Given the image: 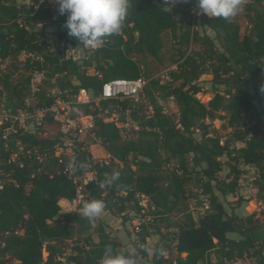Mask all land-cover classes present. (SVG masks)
<instances>
[{"label":"trees","instance_id":"16d2710c","mask_svg":"<svg viewBox=\"0 0 264 264\" xmlns=\"http://www.w3.org/2000/svg\"><path fill=\"white\" fill-rule=\"evenodd\" d=\"M128 5L121 30L106 37L89 55L76 59L66 55L67 48L75 46L66 30H57V43L50 48L42 39V29L36 27L53 19L50 3L33 6L16 0H0V58L22 51L35 53L42 57L35 62L37 69H45L49 78L62 74L58 84L71 86L70 77H76L79 84L73 86V91L84 88L97 92L111 78L148 77L140 63L145 57L160 58L162 34L171 31L178 45L177 57L173 59L177 69L170 72L168 84L151 78L146 87V95L154 106L149 123L159 133L141 131L136 139L122 140L113 122L97 117L95 132L111 161L105 164L91 160L80 143L75 148L79 161L75 175L93 172L92 180L85 184L89 197L102 200L106 210L120 215L122 225L129 219L127 206L132 204V210L141 214L143 208L138 196L148 198L145 219L135 234L143 245L141 253L145 261L142 264H242L245 258L250 259L249 264H264V213L257 215L253 211L240 216L236 212L253 198L264 199V0H252L246 6L252 12L248 15L251 29L242 37L239 25L232 19H209L203 15L201 24L214 32L220 50L205 36L203 41L208 48L196 52L189 48L199 38L198 33L192 29L189 7L182 0H128ZM65 19L66 14L60 15L63 24ZM133 55L141 57L135 59ZM91 66L99 75L81 69ZM208 70L212 74L214 94L204 104L196 97L201 87L194 81ZM9 78L7 72L0 74V97L5 91L7 101L14 95L20 98L29 82L26 76L20 84L13 85ZM221 85L223 88L219 89ZM169 97L175 103V110L167 111L162 103ZM221 110L228 114L225 126L231 130V138L243 142V146L231 148L227 140L221 145L219 136L205 129L202 120L215 119ZM197 126L204 129L199 140L192 135ZM16 138L24 149L48 153H53L59 142L56 133H18ZM12 150L17 151L14 137L8 140V148L0 138V178L4 180L0 189V264L12 261L101 264L106 247L110 246L114 254L120 253L119 240L106 232L102 224L98 223L96 230L98 240L93 239L91 231L98 219L90 222L83 212L75 211L59 215L62 199L77 200V187L62 172L57 158L49 159L48 173L32 176L38 163L22 154L13 161ZM112 159L122 162L123 166L114 168ZM171 160L176 165L171 170L164 168ZM239 163L255 168L254 193L239 196L228 212L221 197L237 192L243 173ZM225 164L229 172L220 178ZM52 167L58 168L57 173H50ZM113 173H119L118 179L111 186L101 187ZM188 184L197 188V193L191 195L186 189ZM189 196L197 198L199 209L206 199L209 208L202 210L198 217L192 216L185 203ZM175 211L183 217L172 218ZM147 223L157 232L160 223L168 228L167 234L154 245L152 254L147 249L150 234ZM171 228L179 230L175 262L164 255L172 236ZM19 229L22 234L15 232ZM74 233L78 237L73 241L72 252L66 253L64 241ZM43 252L47 253L45 258Z\"/></svg>","mask_w":264,"mask_h":264},{"label":"built area","instance_id":"2783aa9c","mask_svg":"<svg viewBox=\"0 0 264 264\" xmlns=\"http://www.w3.org/2000/svg\"><path fill=\"white\" fill-rule=\"evenodd\" d=\"M42 2H45V0H40L39 3ZM182 2L189 7L191 22L194 24L200 17L197 14L196 0H182ZM84 48L87 55L96 49L86 45ZM66 55L75 57L74 48H67ZM14 57L18 61V70L12 68L7 70V73L10 74L9 80L13 85L20 84L22 82L20 71L28 69L29 82L27 87L22 90L20 98L14 95L7 101L6 98L2 99L0 97V138L4 141V146L8 148V140L14 137L17 151H11V160L14 161L22 154V156L31 157L38 163V167L32 176L35 173H48L47 163L49 159L55 157L62 167V172L71 178L77 187V179L81 175H75V169L79 161L75 152L72 151V147L75 149L80 143H83L81 148L86 151L88 147L102 146L95 132V118L97 117L104 122H113L119 129L121 136L123 134L122 130L130 128V126L137 133L141 131L159 133L158 128L152 127L149 123V120L154 116V106L146 95V87L151 78H146L143 75L136 78H111L103 82L101 89L97 92L84 88H80L76 92L73 91V86L79 84L76 77H73L75 81H70L71 86H62L58 84L57 80L62 74H54L53 77L49 78L45 69L35 67V62L42 60L40 55L22 51ZM4 61H6V58H0V74L2 73ZM81 69L86 70L88 74H98L92 67H81ZM170 72L171 68H166L165 74ZM48 80L49 84L47 85ZM216 119L206 117L202 120V124L206 127H214ZM18 133L36 135L56 133L59 142L55 145L53 153L31 151L30 149H24L21 141L16 138ZM87 139L90 140V144L86 141ZM222 143L223 140L220 138L219 144ZM243 144V142L237 141L231 144L230 147L235 146L238 148ZM66 151L70 152L67 153ZM86 152L91 157L90 152ZM108 158L109 161L99 163L109 164L111 161L110 155H108ZM112 162L114 168L123 166L122 162L117 159H112ZM20 163L22 165V162ZM254 179L255 177H250L248 182H244L249 190L254 188ZM88 181H85V183ZM239 181L241 182L240 179ZM3 183L4 180L0 178V189L3 187ZM138 197L139 205L143 208L142 213L136 214L133 211L131 215L129 214L127 221L131 225V231L135 234L140 230V225L145 219L143 213H146L150 204L146 196L139 195ZM208 208L209 203L205 199L200 211ZM151 209H153V206H151ZM169 231L172 236L164 255L170 258L169 255L173 253L174 257L171 259L175 262V257L178 254L179 230L171 228ZM15 232L22 234L21 229Z\"/></svg>","mask_w":264,"mask_h":264},{"label":"rangeland","instance_id":"374dc122","mask_svg":"<svg viewBox=\"0 0 264 264\" xmlns=\"http://www.w3.org/2000/svg\"><path fill=\"white\" fill-rule=\"evenodd\" d=\"M19 1H25V3L29 5H37L40 0H19ZM252 0H243V7L242 10L233 18H231L233 21H235L239 25V31H240V36L247 35L250 32L251 29V24L248 21V15L252 14V12H249L246 10V6L251 3ZM45 3H50L51 8L53 9L54 12V17L51 21L43 24H36V27L39 29H42L44 32L42 34V39H44L50 46V48H53L54 45L57 43V30L65 31L66 29L63 27V22L59 20L60 15L58 14V5L56 0H45ZM203 15H200V17L196 20V22L192 25V29L198 33V39L193 40L190 44L189 51L191 52H196V51H203L204 49L208 48V45L205 41H203V37L208 36L211 38L214 43L215 47L220 50V45L219 43L215 40L214 38V32L209 29L208 27L204 26L201 24V17ZM192 23V22H191ZM69 37V36H68ZM70 40L75 41V58L79 59L82 58L84 53L86 52L85 50V45H81L80 42L73 38L69 37ZM162 41H163V48L160 52V58L159 59H153L152 57H145L140 65L146 69L148 72V77L145 76L146 78H152V79H159V83L161 84H168L170 82V73L165 74L166 68L170 67L171 71H174L177 69V64L173 62V59L177 57V47L178 45L174 42L173 40V33L171 31H165L162 34ZM134 58L141 57L140 55H133ZM2 73L5 74L8 69L12 68L14 70H18V61L15 59L14 56H10L6 58V61L3 62L2 66ZM93 68V66H91ZM28 69L26 70H21L20 73L22 74V79L27 76ZM75 79L73 77H70V81ZM198 86L201 87L200 92L196 94V97L204 104H206L212 97H213V81H212V74L210 71H206L205 73L201 74L196 81ZM193 82V83H194ZM178 83V82H176ZM49 84V80L47 82V85ZM67 84V83H66ZM66 84H63L66 86ZM223 86H219V89H222ZM2 99L6 98V93L5 91L3 92ZM162 103L165 105V109L170 111L171 109L175 110V103L172 99V97H169L166 99V101H162ZM227 112L225 110L218 111L214 123V127H206L207 131L209 134L213 135H218L219 139L221 138L223 140V145L226 140L229 142V146L231 144H234L235 141L233 138L230 136L231 130L225 126V123L227 121ZM246 120L249 121V118L246 117ZM204 129L202 127L197 126L194 127L192 132H193V137L196 140L200 139L201 133L203 132ZM123 134L121 136L122 140H133L136 139L138 134L140 132H136L133 128H127L122 130ZM88 143L90 142L89 139H87ZM90 144V143H89ZM88 144V146H89ZM94 145V144H93ZM239 145V144H238ZM235 147V146H232ZM72 151L75 152V149L72 147ZM90 152L91 160L95 162H104V161H109L108 158V152L104 149L103 145H99L98 147L93 146V147H88V150ZM67 152V151H66ZM70 152V151H69ZM67 152V153H69ZM132 160V157L129 158ZM222 161H226L225 157L221 158ZM232 163V162H231ZM176 165L175 160H171L169 162H166L164 164V168H167L171 170L174 166ZM239 168L243 170L242 175L240 176V180L242 184L239 183V188L237 192L234 195H227L226 197H221V200L224 204L225 209L229 212L237 203V199L241 195H249L253 194V190H249L248 187L245 185L244 182H248L250 177H256V170L253 166L245 165L243 163L238 164ZM136 166H133L135 168ZM58 168L57 167H52L50 173H57ZM229 172V166L227 164L223 165L222 171L219 173L220 178H224L226 174ZM93 178V172L89 171L84 173L83 175L79 176L77 179V200L73 202H69L67 200H61L60 205H61V211L59 215H64L66 212H78L82 213V208L83 204L86 201H90L91 198L89 197L86 189H85V181L90 180ZM244 183V184H243ZM187 191L191 193V195H194L197 193V188H194L191 184H188L186 186ZM202 196H199L198 199H202ZM186 206H187V211L192 214V216L198 217L201 215L203 212L200 211L199 203L197 201V198L194 196H189L186 198ZM128 208L126 209V212L129 213L130 215L133 213V207L132 204H129L127 206ZM237 207V206H236ZM115 211V210H114ZM255 211L259 215L261 213H264V199H256L253 198L251 201H248V203H244L242 206L237 208V213L238 215H246L248 213H251ZM183 217L181 212H174L172 213V218L176 219H181ZM102 224L105 231L108 232L113 238H116L120 242V253L123 252L127 255H131L134 259H136L137 264H142L145 261V257L142 256L141 249L143 248V245H140L139 242L137 241L135 233L131 231V225L129 223H124V225L121 224V218L120 215L116 214L113 211H109L104 209L102 212L101 216L98 218V221H96L95 227L91 231L92 237L95 241L98 240L96 230L99 227V224ZM148 226V231H149V236L147 237V249L149 250L150 254L153 252V247L156 243L159 242V239L162 235L167 234V229L164 223H160L159 231L157 232L156 228H153L150 226L149 223H147ZM231 236H235L232 234ZM78 237V234L74 233L73 237L70 239H67L64 241V247L66 253H71L72 252V247L74 246V239ZM47 255L46 252H43V257L45 258ZM185 254L183 253L182 256ZM170 258L174 257V254L171 253L169 255ZM211 257L214 259V255H211ZM250 259H243L242 264H249ZM10 264H19L18 261H12ZM226 264H236L235 262H227Z\"/></svg>","mask_w":264,"mask_h":264},{"label":"clouds","instance_id":"9594fccd","mask_svg":"<svg viewBox=\"0 0 264 264\" xmlns=\"http://www.w3.org/2000/svg\"><path fill=\"white\" fill-rule=\"evenodd\" d=\"M58 14L64 16L63 27L67 35L77 39L81 45L91 48L101 46L104 39L118 33L128 15V0H56ZM243 7V0H196L198 15L209 19L230 20ZM119 173H113L110 179L102 182L101 187L111 186ZM105 209L102 200L93 199L83 204V215L95 222ZM101 264H137L136 259L123 252L113 253L106 247Z\"/></svg>","mask_w":264,"mask_h":264},{"label":"crops","instance_id":"0c3cea01","mask_svg":"<svg viewBox=\"0 0 264 264\" xmlns=\"http://www.w3.org/2000/svg\"><path fill=\"white\" fill-rule=\"evenodd\" d=\"M17 2H19V3H21V1H19V0H16ZM22 2H25V1H22ZM74 50H76L75 48H74ZM85 56V53H84V55H83V57ZM62 200H65V199H62ZM248 203V202H247ZM236 212H237V210H236ZM257 215H259V213L257 214Z\"/></svg>","mask_w":264,"mask_h":264}]
</instances>
